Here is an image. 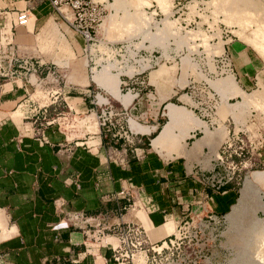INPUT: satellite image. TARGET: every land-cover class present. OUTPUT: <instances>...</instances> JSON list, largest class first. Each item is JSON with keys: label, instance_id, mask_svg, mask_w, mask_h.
I'll use <instances>...</instances> for the list:
<instances>
[{"label": "crops", "instance_id": "1", "mask_svg": "<svg viewBox=\"0 0 264 264\" xmlns=\"http://www.w3.org/2000/svg\"><path fill=\"white\" fill-rule=\"evenodd\" d=\"M29 8L35 16L33 31L16 26L18 13ZM51 9L44 0H0L3 42H14V35L16 40H23L37 27L39 40L52 38L56 33L48 34L45 26L53 17ZM91 81L100 85L93 76L84 77L78 82L86 87L83 92L72 96L70 89L60 88L49 105V96L36 95L37 89L33 91L23 79L7 80L0 90V264H117L113 259L116 239L110 237L111 245L106 246L87 238V230L105 215L111 216V225L143 224L150 239L160 241L173 235L181 223L202 208L225 217L238 202L241 190L235 182L215 193L205 190L196 174L213 169L224 144L244 126L247 104L240 107L239 102L230 100L243 102L256 92H247L254 86L248 73L241 75L240 85L235 78L220 80L221 102L218 112L210 114L211 119L205 120L206 116L196 112L198 103L187 94L179 97L182 105L167 102L175 90L161 95L157 104L167 102L168 120L161 127L156 107L152 121L138 125L143 136L137 142V154L134 148L125 152L123 141L116 144L110 139L104 143L102 136L91 146L86 137L70 140L69 132L57 124L46 131L49 143L36 140L31 133L32 120L44 107H48L50 117L59 100L71 113L62 111L58 115L91 111L86 102L92 93L87 89ZM171 104L183 114L164 133L171 121ZM228 122L233 127L229 128ZM194 132L202 136L190 146L188 139L195 136ZM161 135L159 152L152 141ZM206 151L210 152L208 157ZM115 154L125 162L112 159ZM132 186L140 187L152 199L145 222L139 209L126 210L129 200L114 199ZM68 212H79L89 221H70Z\"/></svg>", "mask_w": 264, "mask_h": 264}, {"label": "rangeland", "instance_id": "2", "mask_svg": "<svg viewBox=\"0 0 264 264\" xmlns=\"http://www.w3.org/2000/svg\"><path fill=\"white\" fill-rule=\"evenodd\" d=\"M115 1L108 5L97 41L91 47L86 48L82 37L53 9L51 14L55 19H52L60 32L52 38L39 40L40 27L23 40H16L14 35L16 53L45 63L41 86L28 85L33 91L37 89L36 95L49 96V105L60 88L70 89L72 96L83 92L86 87L78 82L84 77L94 78L97 72L102 80H109L117 74L120 91L136 96L129 107L91 81L87 89L92 93L86 101L91 111L62 114L59 120L69 133L85 131L86 139H83L88 141L96 135L79 128L76 118L92 113L100 116L102 109L113 110L116 131L119 126L127 130L135 122V132H141L138 125L151 122L156 107L160 110L157 117L162 127L168 120L166 103L182 105L179 100L182 94L198 103L196 112L200 116L211 119L210 114L218 112L221 102L220 80L235 78L240 85L239 78L248 73L254 86L247 92H256L243 102L238 98L230 100L239 102L240 107L247 104L249 109L244 126L232 136L236 138L233 156L228 161L225 159V163L236 166L234 182L240 190L247 177L256 180L264 204V0H122L121 6L114 8ZM28 27L33 31L32 24ZM0 40L3 41L1 35ZM226 56L228 61L224 64L222 60ZM129 77L140 78L145 84H131ZM172 90L176 91L175 95L157 104L161 95ZM99 95L107 102L99 103ZM39 103L42 105L40 100ZM62 103L59 100L52 118L62 111L71 113ZM227 124L233 127V123ZM193 134L188 139L190 146L202 136L199 132ZM209 153L206 151L205 156ZM250 215L256 226L228 233L225 217L209 221L202 213L191 214L184 221L186 224L183 222L175 228L172 242L168 240L159 255L150 254L146 264H264V210L258 200L252 201Z\"/></svg>", "mask_w": 264, "mask_h": 264}, {"label": "built area", "instance_id": "3", "mask_svg": "<svg viewBox=\"0 0 264 264\" xmlns=\"http://www.w3.org/2000/svg\"><path fill=\"white\" fill-rule=\"evenodd\" d=\"M50 4L54 11H57L69 24L71 30L78 33L84 43L85 47H91L95 45L97 41V35L100 26L105 18L107 7L111 1L114 0H44ZM63 8L67 9L72 18L69 19L62 12ZM32 8L24 9L17 15L16 26L27 27L31 18ZM5 29V25H3ZM8 35L6 34V38ZM8 39V38H7ZM228 56L223 58V63L226 64ZM221 61V62H222ZM45 63L39 62L34 57L26 55H20L16 53L15 44L12 41L3 42L0 40V90L7 80L23 79L27 84L29 79L27 76L36 75L40 80V75L43 74ZM27 80V81H26ZM131 84L144 85L145 81L140 78L129 77ZM41 82V81H40ZM125 86H129L126 82L123 83ZM130 84V85H131ZM33 86L32 84H30ZM129 92H133L131 88H128ZM112 108V106H111ZM97 114V113H96ZM116 116L113 110L107 111L102 109L99 118L100 122V135L104 138L110 137L116 144L123 141V150L126 152L128 148H134L137 154V142L140 136H143L141 132H134L130 126L127 130L123 126H119V130L116 131L118 125L114 122ZM33 128L32 135L41 144L49 143L46 136L47 129L57 124L61 126L59 120L62 119V115L50 117L48 107H44L42 111L36 113L33 116ZM235 136V135H234ZM234 137L230 138L220 151V157L218 158L219 163L211 170H202L197 173V179L205 190H211L215 193L220 192L229 183L235 181L236 177V166L233 163L229 166L225 163V159L229 160V157L233 156V147L235 145ZM115 152L118 151L116 148ZM112 159L119 160L120 163L125 162L124 158H117V155H113ZM114 199L121 200L127 199L130 204L126 210L139 209L144 215L152 210V199L145 195L144 191L140 187L132 186L129 189H125L117 193ZM200 213L204 215L209 221H216L220 219L218 215L211 213L206 208H202L201 211L197 212L198 216ZM110 215H105L100 219V222L96 223L93 229L87 230L88 240L98 242L103 245H111L109 238L113 237L117 240V245L113 248L114 254L113 259L117 264H137L135 263L136 257L145 253L147 260L149 255H159L165 248L164 242L168 245V240L171 236L164 240L153 242L143 226V224L132 223V222H121L116 225H111ZM66 218L70 221L75 219H86L79 212H68ZM185 224L187 222H184ZM181 228V227H180ZM197 237V235H196ZM146 260V262H147ZM146 264V263H145Z\"/></svg>", "mask_w": 264, "mask_h": 264}, {"label": "bare ground", "instance_id": "4", "mask_svg": "<svg viewBox=\"0 0 264 264\" xmlns=\"http://www.w3.org/2000/svg\"><path fill=\"white\" fill-rule=\"evenodd\" d=\"M122 0H116L114 2L113 7L115 8V5L117 6H121ZM62 12L67 16V18L71 19L72 15L71 13L67 10V9H63ZM54 18V17H52ZM55 19V18H54ZM35 20V16L31 15L30 21L28 23V26L30 24H32ZM56 21V20H55ZM33 25V24H32ZM142 25V24H141ZM140 25V26H141ZM27 26V27H28ZM49 30H48V34H50V32H53L54 34L57 32H60L57 24H55L54 20L51 19L46 25H45ZM26 27V28H27ZM170 27V26H169ZM62 42V46H63ZM61 46V47H62ZM100 46V45H98ZM262 47V46H261ZM264 47V46H263ZM63 48V47H62ZM60 48V49H62ZM65 48V47H64ZM63 48V49H64ZM59 49V50H60ZM264 49V48H263ZM62 52V51H61ZM66 52V51H65ZM91 53V52H90ZM100 72V71H99ZM103 75V74H102ZM117 75V74H116ZM112 76L109 80H102L98 73L96 72V74L94 75V79L106 90L109 91V93H111L117 100L121 101L125 107H129L132 102L135 99V95L128 93V94H123L120 89H119V85H120V80L117 76ZM33 78L35 79V81H33ZM29 83L32 84L33 86H35L36 88L41 86V82L39 80V78L36 75H31L29 78ZM242 94V93H239ZM40 96V95H39ZM41 97V96H40ZM45 98V97H44ZM42 99V98H41ZM99 99V103H106L107 100L102 97L101 95L98 96ZM243 99V98H242ZM44 101V100H43ZM42 102V101H41ZM247 106V105H246ZM170 117H171V121H169V123L165 126L164 129V133H166V131H168V129H170L172 126H174V124L176 123V121L178 119H180L181 115L183 114H179L182 110L177 107L176 105H170ZM187 116V115H186ZM76 122L78 124L79 128H85L86 131L89 134L92 135H96V136H91L88 139V144L91 146L92 142L94 141V139H100V136H98V134H100L101 129H100V122H99V118L98 115L96 113H92V114H88V115H84V118L82 117H78L76 118ZM135 125L136 123L134 122L132 124V127L130 125V128L135 132ZM76 127V126H75ZM70 128V127H68ZM81 130V129H80ZM169 132V131H168ZM167 132V133H168ZM86 135L85 131H81L80 133H69V139L73 140L75 138L78 137H84ZM162 137L163 135H161L160 137H157L155 139H153L152 144L153 147L158 150L159 152L161 151V142H162ZM191 161V160H190ZM189 165V164H188ZM256 181V180H255ZM253 180V178L251 177H247L245 183L243 184V188L241 189L240 192V197L238 199V202L236 203V205L232 208L231 212L228 213L225 216V222H226V227L228 228V233L229 232H239L241 230H246L247 228H253V226H256L254 224L255 221H252V216L250 215V211H251V203L252 201L255 202L258 200V203L260 204V208H263L264 210V204L262 203L263 201L261 200L260 195L258 194V188L256 183ZM262 201V202H261ZM140 215L142 216L144 222L146 221V216H144L143 213H140ZM255 220V219H253ZM205 228V226H203ZM226 228V229H227ZM162 230V229H161ZM224 233V231H222ZM221 232V233H222ZM227 232V231H226ZM246 232V231H245ZM222 233V234H223ZM243 233V232H242ZM164 235V234H163ZM224 235V234H223ZM229 235V234H228ZM169 236V235H168ZM164 240V239H161ZM155 242V241H153ZM167 245V243L164 242V246ZM255 252V251H254ZM258 252V251H257ZM256 253V252H255ZM256 255V254H255ZM254 255V256H255ZM259 257V256H258ZM256 258V257H255ZM146 255L145 253H141L136 257L135 263L137 264H145L146 263ZM261 260V259H260ZM228 262V261H227ZM231 263V262H230Z\"/></svg>", "mask_w": 264, "mask_h": 264}, {"label": "trees", "instance_id": "5", "mask_svg": "<svg viewBox=\"0 0 264 264\" xmlns=\"http://www.w3.org/2000/svg\"><path fill=\"white\" fill-rule=\"evenodd\" d=\"M155 136H156V134H154V137H155ZM154 137H153V138H154ZM148 143H150V142H148Z\"/></svg>", "mask_w": 264, "mask_h": 264}]
</instances>
